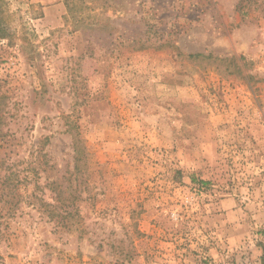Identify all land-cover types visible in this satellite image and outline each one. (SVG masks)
<instances>
[{
  "label": "rangeland",
  "instance_id": "374dc122",
  "mask_svg": "<svg viewBox=\"0 0 264 264\" xmlns=\"http://www.w3.org/2000/svg\"><path fill=\"white\" fill-rule=\"evenodd\" d=\"M3 6L0 264H262L264 0Z\"/></svg>",
  "mask_w": 264,
  "mask_h": 264
},
{
  "label": "trees",
  "instance_id": "16d2710c",
  "mask_svg": "<svg viewBox=\"0 0 264 264\" xmlns=\"http://www.w3.org/2000/svg\"><path fill=\"white\" fill-rule=\"evenodd\" d=\"M4 0H0V41H7L8 44H13V35L14 33L12 32L7 18H6V11L4 9L3 6ZM193 56H203V54L199 53V54H195ZM4 95L1 94L0 95V99L3 97ZM8 108L9 106L3 102V100L0 101V143L2 141L5 140L6 136H7V131H4V127L7 125L8 121H7V112H8ZM76 127V125H74ZM73 128V127H72ZM72 130V129H71ZM72 132V144L74 147V164H75V170H79L81 169V162L83 159V153H84V149L83 147H81L80 143H82L81 139L79 138L80 133L76 132L73 133ZM5 179H7V175L4 176ZM59 188V187H58ZM58 194L61 195L62 191H58ZM264 254V253H263ZM262 260V264H264V255H262L261 257Z\"/></svg>",
  "mask_w": 264,
  "mask_h": 264
}]
</instances>
